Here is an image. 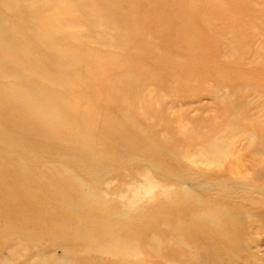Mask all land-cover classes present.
I'll list each match as a JSON object with an SVG mask.
<instances>
[{
  "label": "rangeland",
  "instance_id": "1",
  "mask_svg": "<svg viewBox=\"0 0 264 264\" xmlns=\"http://www.w3.org/2000/svg\"><path fill=\"white\" fill-rule=\"evenodd\" d=\"M0 264H264V0H0Z\"/></svg>",
  "mask_w": 264,
  "mask_h": 264
}]
</instances>
